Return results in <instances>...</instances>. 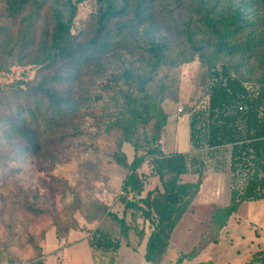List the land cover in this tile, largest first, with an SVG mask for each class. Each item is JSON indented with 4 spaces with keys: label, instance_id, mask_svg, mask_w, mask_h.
<instances>
[{
    "label": "trees",
    "instance_id": "trees-1",
    "mask_svg": "<svg viewBox=\"0 0 264 264\" xmlns=\"http://www.w3.org/2000/svg\"><path fill=\"white\" fill-rule=\"evenodd\" d=\"M86 1L0 0V77L14 66L34 69L31 79L0 87V189L17 184L27 161H55L88 117L104 133L119 134L114 145L94 152L126 173L115 198L121 216L61 182L71 211L87 224L109 218L118 225L117 238L90 232L93 261L115 264L124 245L135 253L144 247V262L161 264L200 192L205 162L198 153L215 158L228 149L229 202L214 207L207 229L213 237L200 241L217 245L242 204L264 201V0H95L98 11L75 34L78 7ZM195 58L206 71V104L185 106L191 154L166 153L161 138L170 115L163 104L178 101L172 85L154 90V80L163 67ZM109 72L106 87L119 86L112 108L90 92ZM146 164L159 186L142 196ZM190 171L196 179L183 182ZM26 212L47 214L32 206ZM198 254L194 247L176 264H214L196 261ZM253 263L264 264L263 251ZM0 264L17 263L0 252Z\"/></svg>",
    "mask_w": 264,
    "mask_h": 264
},
{
    "label": "rangeland",
    "instance_id": "rangeland-1",
    "mask_svg": "<svg viewBox=\"0 0 264 264\" xmlns=\"http://www.w3.org/2000/svg\"><path fill=\"white\" fill-rule=\"evenodd\" d=\"M97 11L95 0H87L80 5L73 32L81 31L84 21ZM118 67L111 65L109 68L116 70ZM111 74L100 77L93 86L90 84L92 95L99 97V104L107 108L113 107L114 92L119 87L114 84L106 87L105 82H109ZM33 76V68L14 66L8 75L0 77V87ZM162 83L172 85L173 93L170 95L176 96L178 101H165L163 104L170 116L162 133V150L166 153H174L175 150L180 154L190 153L189 119L183 113L185 106L196 109L205 106L206 71L195 58L189 64L163 67L154 80V90ZM95 124L92 119L84 117L81 135L57 150L55 161H27L17 184L0 189V252L10 254L17 264H33L38 259L44 264H95L87 244L90 232L98 228L117 238L119 229L115 222L103 218L98 223L87 224L82 214L71 211V197L61 193V182H65L78 189L81 196L95 197L122 215V206L115 202V198L120 193L126 173L110 158L94 152V148L107 149L114 145L119 134H106ZM123 149L132 159L131 147L124 145ZM205 152L198 153L205 162L200 192L174 230L170 249L161 264H176L181 254L194 247H198L199 253L196 261L255 264L253 261L259 252H264V201L242 204L220 233L217 245L209 241L200 242L205 235L208 239L213 237L207 234L212 211L214 207L228 205L230 193L228 149L222 150L215 158L206 156ZM141 172L147 180L142 195L145 196L159 183L150 176L151 169L147 164ZM195 179L190 171L182 181ZM128 197L132 198L131 195ZM28 206L44 209L47 214L33 217L26 212ZM132 240L136 245V239ZM129 250L123 246L115 264H147L141 259L132 260Z\"/></svg>",
    "mask_w": 264,
    "mask_h": 264
},
{
    "label": "crops",
    "instance_id": "crops-1",
    "mask_svg": "<svg viewBox=\"0 0 264 264\" xmlns=\"http://www.w3.org/2000/svg\"><path fill=\"white\" fill-rule=\"evenodd\" d=\"M190 150H191V148H190ZM189 150V151H190ZM165 151V150H164ZM174 153H179L177 150H175L174 151ZM186 153H189V152H186ZM186 153H184V154H186ZM180 154V153H179ZM124 245H122L121 246V248L123 247ZM126 247V246H125ZM121 248L119 249V251H118V255L117 256H119V252H120V250H121ZM170 249V248H169ZM130 251V258L132 259V260H135V259H137L136 261H138V259H141V260H143V258H142V253H143V250L140 248L139 249V253H135L133 250H129ZM118 258V257H117ZM144 261V260H143ZM116 262H117V260H116Z\"/></svg>",
    "mask_w": 264,
    "mask_h": 264
}]
</instances>
